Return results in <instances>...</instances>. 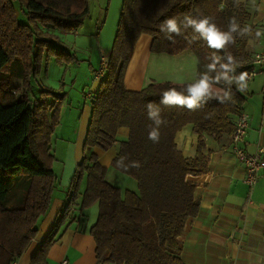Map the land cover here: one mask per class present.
I'll return each mask as SVG.
<instances>
[{"label":"trees","instance_id":"trees-1","mask_svg":"<svg viewBox=\"0 0 264 264\" xmlns=\"http://www.w3.org/2000/svg\"><path fill=\"white\" fill-rule=\"evenodd\" d=\"M21 1L36 30V23H41L73 32L89 13V0ZM235 8L240 29L248 28L244 21L249 12L238 1ZM185 17H208L222 31L229 27L225 0H122L107 72L90 99L83 157L67 188L68 201L33 252L31 264H46L48 249L75 203L83 179L85 188L80 194L79 208L84 210L98 203V216L90 228L95 264H184L178 237L187 218L199 210L195 185L186 177L207 170L203 133L219 140L230 137L234 130L246 100V91L239 90L234 77L251 61L248 44L252 33L249 30L244 35L233 34V43L215 50L191 27H183ZM170 18L181 26V34H171V38L160 27ZM141 34L151 36L152 52L173 55L191 50L197 57L200 75L208 72L207 65L213 62V56L219 57L216 69L209 72L213 78L220 75L213 85V95L189 110L186 106L165 105L161 99L166 90L182 91L194 82L151 81L139 90L126 89L123 72ZM35 35L41 34L17 21L11 0H0V264H15L35 238L38 220L49 209L57 183L52 167L55 157L51 133L59 124L65 93L53 101L50 94L56 93L45 89L30 102L27 91L33 76L40 71L45 47L40 44L34 52ZM63 50L49 44L47 61L52 55L61 63ZM228 55L235 61L234 71L228 73L231 79L224 78L225 70L220 67L227 62ZM12 77L22 81L18 97L8 90ZM149 103L159 109L163 121L156 142L148 138L155 127L148 118ZM188 123L194 125L199 136L196 154L191 159L182 154L174 140L176 132ZM120 127H127L129 136L120 142L110 164L135 180V191L108 182L107 167L98 161L94 151L108 150Z\"/></svg>","mask_w":264,"mask_h":264},{"label":"crops","instance_id":"crops-1","mask_svg":"<svg viewBox=\"0 0 264 264\" xmlns=\"http://www.w3.org/2000/svg\"><path fill=\"white\" fill-rule=\"evenodd\" d=\"M255 2L254 7L250 6L247 11L255 14L253 23L261 25L258 30L260 33L264 30V0ZM72 33L61 31L57 35L58 43L56 44L67 48L65 40L67 35ZM150 44L151 36L141 34L138 37L123 72V84L126 89L139 90L151 81L195 82L199 78L195 54L187 52L188 50L173 55L152 52ZM261 47L262 34L259 36L251 34L248 44L249 60ZM110 50L111 48L106 52L100 50L98 56L102 51L108 56ZM151 60L158 61L160 64L165 62L166 70H161L159 75L154 73L156 75L154 79L146 81ZM177 62L178 69L175 68ZM100 80L94 77L93 72L83 92L84 100L91 99ZM247 85L246 100L240 112L248 115L249 127L241 147L252 153L258 144H264V89H262L264 83L261 77L257 76ZM90 113L91 100L88 105L85 102L84 108L78 113L83 122L79 138L76 142L69 141L64 149L66 159L71 166L68 173L65 167L61 170L59 189L62 195H54L53 190L49 209L42 216L40 229L31 241V245L35 243V250L52 226L58 211L68 201L67 188L76 165L80 162L81 156L83 157V144ZM128 134L127 127L118 128L113 145L127 140ZM198 137L194 125L188 123L176 132L174 140L182 154L191 159L196 154ZM202 139L203 153L207 157L208 167L202 174L186 177L189 183L195 185L194 196L199 202V210L195 216L187 218L182 233L178 237L182 243L181 258L184 264H264V175H261L257 183L249 188L243 181L244 168L231 152L230 137L215 140L212 136L203 133ZM94 151L100 162L98 150L94 149ZM73 153H75V160ZM115 153L117 152H114L113 157ZM109 165L111 164L105 165L108 182L123 190H137L135 180L120 172H113ZM84 188L85 180L83 179L79 185V195L59 227L55 242L48 249L46 264H60L62 259H67L68 264L96 263L95 242L90 235V228L98 216V203L95 202L84 210L79 208L80 194ZM32 252L21 256L15 264H31Z\"/></svg>","mask_w":264,"mask_h":264},{"label":"rangeland","instance_id":"rangeland-1","mask_svg":"<svg viewBox=\"0 0 264 264\" xmlns=\"http://www.w3.org/2000/svg\"><path fill=\"white\" fill-rule=\"evenodd\" d=\"M225 1L227 2L228 6L229 23L232 19H235V21L238 23L239 19L235 14V2H241L244 10H247V8L249 10L250 6L254 7L256 3L255 1L257 0ZM121 3L122 0H89V13L87 17L77 27V29L73 31L72 34H69L66 37L65 41L67 42V48H64L65 51L63 50V59H61V63L56 60L55 56L51 55L49 58L50 63L48 64L47 54L49 44L58 43L56 42L58 41L56 39H58L57 35L61 33V31L53 27L51 24L41 23H36L38 27L36 30L35 25L33 24L27 13L25 3H23L21 0H11V4L17 16V21L19 23L30 25L33 31L40 32L41 34L39 36H34V52L38 51L40 44H42V46H45L40 71L33 76L31 80V87L27 91L30 102L33 103L38 97H40L42 95L41 91L45 89L54 88L53 93L56 94H50L53 98V101L54 99L55 101L59 99L58 97L60 93H66L63 96L60 104L59 124L51 133L52 151L55 157V161L53 162L54 164L52 167L55 174L58 176L57 183H55L54 187V195L56 196L62 195L59 189V177L61 175V170L63 167H65L68 173L69 167L71 166V164L69 165V161L66 159L64 149L69 141L76 142L79 138L83 122L82 118H79L78 113L81 112V110L84 108L85 102L87 105L90 102V99L88 98L84 100L83 92L87 88L91 76L98 66V52L100 50L106 52L112 46L117 29ZM254 16L255 14L249 13V17L246 18L244 24L252 32L251 34L255 36L258 30H260L261 25L259 26V24L253 23L255 21ZM260 34H262V32H260ZM43 40L46 42H44ZM187 52H191L192 54H194L191 50H188ZM178 65L179 64L177 62L175 66L176 69L179 68ZM47 68H49L48 71ZM161 70H166V63L162 62V64H160V62L158 61L151 60L148 66L146 81H151V79H154L153 77L156 76L154 73H157L159 75ZM21 87V79L16 77L10 78L8 90L10 92L14 91L15 97H18L19 94L22 93ZM46 95L47 94H43V97H46ZM119 146L120 142L116 145L114 144L112 147H110V149L106 151H102L98 148L95 149L99 152L100 163L104 166L111 163V160L113 158L112 155L115 151H118ZM73 159L75 160V153H73ZM81 159L82 156L80 160ZM109 168H111L110 170H112L113 172H118L111 165H109ZM110 179L112 180L113 178L110 177ZM42 216L39 218L37 223L38 229H40V223L43 218ZM31 243L22 253V256H25V254L30 251H35V243L32 245Z\"/></svg>","mask_w":264,"mask_h":264},{"label":"clouds","instance_id":"clouds-1","mask_svg":"<svg viewBox=\"0 0 264 264\" xmlns=\"http://www.w3.org/2000/svg\"><path fill=\"white\" fill-rule=\"evenodd\" d=\"M160 27L161 31H164L168 34L169 38H171V34H181V26L174 18L165 20ZM183 27H191L196 33L199 34L200 37L207 41V44L210 48L215 50H223L227 45L233 43V34L244 35L249 31L248 28L240 29L235 19L230 21L227 31H222L208 17L201 19L185 17ZM259 35L260 33L257 32V36ZM212 61V63L207 65L208 72L201 74L194 83L188 84L182 91H177L176 88H170L166 90L162 94L161 103L165 105L186 106L189 110H192L198 107V102L201 99L213 95V85L220 80V75H217L215 78H213L209 75V72H212L216 69V65L219 63L220 58L213 56ZM226 61V63L220 64V67L225 70L222 75L225 79H231L228 76V73L234 71L235 61L231 55L226 57ZM247 77V72H243L239 76L234 77V79L239 83V90L241 92H243L248 86ZM185 92L187 95L184 94ZM147 109L148 118L152 120L155 125V127L150 130L148 138L156 142L159 139V126L163 123V121L160 117L159 109L155 108L152 103L147 105ZM117 165L119 166V162H117Z\"/></svg>","mask_w":264,"mask_h":264},{"label":"built area","instance_id":"built-area-1","mask_svg":"<svg viewBox=\"0 0 264 264\" xmlns=\"http://www.w3.org/2000/svg\"><path fill=\"white\" fill-rule=\"evenodd\" d=\"M108 67V56L103 52L99 54L98 66L94 70V77L101 79L106 75ZM247 72V84L255 77L260 76L264 83V30H262V47L253 53L250 63L242 69L238 76ZM239 84V83H238ZM264 89V88H262ZM14 93L13 91H11ZM89 96V94H86ZM249 127V117L246 113L240 112L235 120L234 130L230 135V149L235 158L242 164L244 168L245 184L253 187L259 177L264 175V144H258L252 153L245 151L241 147V142L245 139ZM60 264H68L67 259H62Z\"/></svg>","mask_w":264,"mask_h":264}]
</instances>
